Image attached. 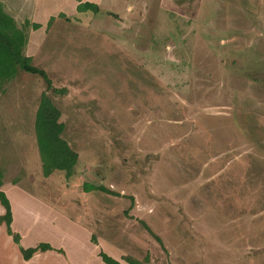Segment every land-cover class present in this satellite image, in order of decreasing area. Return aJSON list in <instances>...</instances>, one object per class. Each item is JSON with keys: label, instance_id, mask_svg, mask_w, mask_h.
Instances as JSON below:
<instances>
[{"label": "rangeland", "instance_id": "374dc122", "mask_svg": "<svg viewBox=\"0 0 264 264\" xmlns=\"http://www.w3.org/2000/svg\"><path fill=\"white\" fill-rule=\"evenodd\" d=\"M0 1L39 22L24 51L64 88L20 68L0 88L10 227L69 253L31 264H105L101 249L121 264H264V0ZM41 91L77 153L68 177L42 173ZM18 249L0 224V264H25Z\"/></svg>", "mask_w": 264, "mask_h": 264}, {"label": "trees", "instance_id": "16d2710c", "mask_svg": "<svg viewBox=\"0 0 264 264\" xmlns=\"http://www.w3.org/2000/svg\"><path fill=\"white\" fill-rule=\"evenodd\" d=\"M97 3L92 0H77L75 5L76 11H97ZM57 15H62L58 12ZM53 17V16H52ZM50 16L48 21L52 19ZM39 22L24 19L21 24H16L11 14L4 10L0 1V88L1 84L11 78L17 68L30 73L38 74L45 83V90H50L54 94L64 92L62 87H53L51 81L44 69L36 66L31 62V55L25 53L24 48L27 42L28 28L35 29L39 26ZM25 29V30H24ZM59 109L54 105L45 91H41L37 105L33 115V133L35 134L36 145L39 151L40 166H42L43 175H48L52 170H61L65 177L70 176L77 160V153L69 145L67 140L62 136L63 123L58 120ZM2 171L0 169V187L2 185ZM101 188L99 184H85L83 191ZM0 205L2 213H0V224L3 225L6 232L11 236L12 240L18 244L21 256L26 259L36 251L45 249H53L47 241H38L34 245L22 246L19 243L20 235L17 231L11 229V210L10 203L4 190L0 188ZM157 239L158 237L155 236ZM92 242H96L93 235L90 236ZM61 251V248H55ZM100 260L106 264H121V262L104 250L97 252ZM127 264H145L147 255L139 261L131 256H123Z\"/></svg>", "mask_w": 264, "mask_h": 264}, {"label": "crops", "instance_id": "0c3cea01", "mask_svg": "<svg viewBox=\"0 0 264 264\" xmlns=\"http://www.w3.org/2000/svg\"><path fill=\"white\" fill-rule=\"evenodd\" d=\"M76 5V4H75ZM35 21V20H34ZM29 40H30V38H29ZM27 41H28V39H27ZM8 195V194H7ZM9 197V196H8ZM9 201H10V199H9ZM10 203H11V205H10V208H11V211H12V214H11V219H12V215H13V217H14V220L15 219H18V215H16L15 216V211L13 210V208H12V204H13V202L12 201H10ZM1 206V205H0ZM0 211H1V213H2V208L0 207ZM10 222H11V220H10ZM11 224V223H10ZM28 232V231H27ZM26 232V233H27ZM19 235H20V239H19V242H21L22 243V237L25 235V231L23 232L22 231V233L20 234L19 233ZM63 238H64V236H63ZM41 241V240H40ZM43 241V240H42ZM53 241V240H52ZM52 241H47V242H49L50 243V245L51 246H53L54 248V250H56L55 248H61V251H58V250H56L57 252H61V254H63L64 255V258H65V256L67 255V254H69L68 253V250L66 249V247L64 246V244H62L61 242L59 243V244H57V245H55ZM30 242V241H29ZM38 242V241H37ZM37 242H32L31 244H29V245H34V244H36ZM20 243V244H21ZM22 245V244H21ZM28 245V246H29ZM23 246V245H22ZM53 249H45V250H42V251H36V252H34L30 257H28V258H26V259H24L22 256H21V253H20V251H19V253H20V256H21V260L23 261V263H25V264H31L30 262H32V261H35V259H36V257L38 256V255H40V253L41 252H43V253H45V251H49V250H53ZM19 250V249H18ZM67 257V256H66ZM66 259V258H65ZM71 262V261H70ZM103 262V261H102ZM59 264H69L68 263V261L67 262H65L64 261V259L63 260H60V262H58ZM71 264H74L73 262H71ZM79 264H87V260H83V261H81ZM106 264V263H105Z\"/></svg>", "mask_w": 264, "mask_h": 264}]
</instances>
